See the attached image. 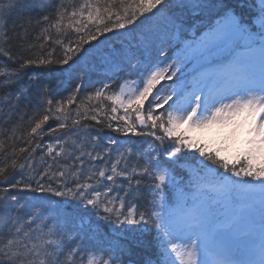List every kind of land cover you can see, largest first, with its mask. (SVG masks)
<instances>
[{"label": "snow or ice", "instance_id": "1", "mask_svg": "<svg viewBox=\"0 0 264 264\" xmlns=\"http://www.w3.org/2000/svg\"><path fill=\"white\" fill-rule=\"evenodd\" d=\"M25 2L44 11L55 0ZM169 2L81 0L73 4L71 0L68 3L60 0L55 6L54 19L43 15L36 21L43 27L35 42L27 45V50L37 45L41 50L51 45L50 49L23 59L20 68L52 63L70 66L79 59L85 45L98 42L106 34L134 27L141 18H148V14L155 16ZM245 3L246 0H241L240 7ZM255 5L256 0H252L249 7ZM18 7H22L20 0L0 4V55L13 63L21 57H14L5 46L9 39L6 26L7 18ZM181 7L203 19L188 29L191 40L184 41L183 47L177 44L178 54L172 57L171 63L149 69L145 75L127 82V86L121 84L119 91L111 94L107 91L110 85L105 83L80 99L84 86L77 84L66 98L54 103L47 89L43 90L44 114L30 127L25 147L13 151L9 162L0 167V184H8L0 195V209L7 213L4 230L0 231V264H133L132 254L142 241L135 235L113 236L112 232H134L135 228L124 226L148 224H153L157 232L155 264H264V0H259L258 10L248 19L227 0H192ZM171 23L179 40L185 30L184 21L177 17ZM69 33L74 35L70 37ZM57 48L63 54L53 60ZM159 55L167 59L163 50ZM193 62L200 66L196 85L204 84V87L183 95L169 88L161 96V82L177 77L182 70L177 65ZM20 78L19 71L0 70V81L5 85L14 84ZM22 94L17 92L14 98L18 101ZM12 99L7 97L10 105ZM160 109L164 111L158 112ZM50 119L58 123L48 129L49 134L62 133L67 139L57 135L56 147L50 144L36 162L34 153L40 145L36 148L31 145L36 137L44 135ZM87 120L126 137L150 136L152 141L142 152H135L132 147L121 151L116 138L108 137L101 145L100 137L93 136L88 142L91 143L89 150L79 134L81 127H89L82 125ZM25 152L28 156L18 165L19 154ZM188 154H198L199 167L210 168L215 174H219L217 169H223L224 181L235 177L230 183L238 191L244 190L240 186L255 181L250 187L260 189L258 221L251 205L247 216L235 215L226 222L214 220L211 205L206 201L198 203L197 193L210 200L207 188L224 192L229 186L202 185L198 168L189 175L187 186L182 187L183 181L176 177L169 164L180 167L181 157ZM8 168L21 178L11 182L13 177L6 175ZM45 179L47 186L43 183ZM145 179L151 192V210L140 211L137 204H129V198L140 190ZM54 183L58 186H53ZM169 183L175 192L171 205L163 195ZM10 189L70 198L94 210L98 220L111 225L112 231L102 236L97 225L93 235L100 244H96L88 234L45 223L47 217L42 219L43 213L28 214L23 221L11 212L13 208L23 209L27 205ZM257 234L258 248L240 247L242 241L254 244ZM210 250L216 252L211 260L207 256ZM257 254L256 260L236 258Z\"/></svg>", "mask_w": 264, "mask_h": 264}, {"label": "trees", "instance_id": "2", "mask_svg": "<svg viewBox=\"0 0 264 264\" xmlns=\"http://www.w3.org/2000/svg\"><path fill=\"white\" fill-rule=\"evenodd\" d=\"M7 2L8 0H0V4H6ZM59 2L60 0H55L52 7L41 11L39 8L29 6L25 0H22V2H20L22 7H18L17 11L7 18L6 28L9 39L5 46L14 57L19 56L21 59L13 63L8 61L6 57L0 55V66L6 65V67H0V70L19 71L21 73V78L11 85H5L0 81V143L3 145V147H0V167H3L9 162L12 158L11 154L13 151L18 152L20 147H25L27 133L30 130V127L35 123V120L41 118L44 114V105L41 103L43 90L47 89V95H49L55 103V101H59L61 98H66L75 88V86H73L69 89L67 85V78L63 70L68 66L61 67L56 63H52L47 66L32 65L23 69L20 68L23 59L31 58L34 54L41 53V51L47 52L50 49L51 45L43 50L37 45V47H34L31 50H27V45L35 42V36L40 32V28L43 27V24H37L36 21L43 15H48L50 19H54L56 10L55 6ZM71 2L73 4H79L81 0H71ZM191 2L192 0H170L169 5H166L155 16L148 14V18H141L134 27L124 30L123 32L132 30L133 33L138 34L141 38L136 51L138 54H130V56L143 57L146 53L155 52L156 45H160L161 43L160 39L166 36V34L175 31V28L171 23L174 18L179 17L184 21V31H188L194 23L199 24L200 20L203 19L202 17L196 16L190 10L181 7V5L190 4ZM227 2L230 6L235 7L238 12H241L246 19L250 18L258 10L259 4V0H256V5L250 8L249 5L252 4V0H246L243 7H240L241 0H227ZM65 3H68V0H65ZM29 21H31V23H29ZM73 35L74 34L69 33L70 37ZM109 36L118 42V39L112 33L101 36L98 38V42H92L91 45H85V50L79 55V59H76L74 63L78 62L84 55L88 58V55L95 48H98L101 44H105L107 37ZM118 43L120 45L121 41ZM118 43L113 45L111 50L120 53ZM62 54V50L57 48L52 59L55 60L61 57ZM110 56L111 52L109 53L108 63L110 62ZM71 65H73V63H71L70 66ZM110 77L111 76L106 73L96 72L90 74L89 78L91 81L87 80L86 83L91 82L94 89H82L79 98L83 99L89 92H93L95 89L102 87L103 84L108 82ZM110 89L107 91H110ZM17 92H23L18 101L14 98V95ZM7 97H13L11 105L8 103ZM107 103L108 102L105 101V104ZM73 108H75V106H73ZM164 109L167 108L164 107ZM164 109H160L158 112H162ZM57 123L58 122L55 119H50L45 126L44 135L36 137L33 141L31 148H36L37 144L40 145L39 148H36L34 153V160L36 162L40 161L41 156L46 153V149L50 144L53 147H56L55 140L57 135H59L62 140L67 139L62 133L49 134L48 129L55 128ZM84 124L89 125V127H81L79 134L83 138V141L88 144L89 150L91 149V143L88 142L93 136L100 137L101 145L107 142L108 137L116 138L119 141L118 147H120L121 151L128 147H132L135 152H142L148 147L149 142L152 141V137L150 136L126 137L121 133L111 131L105 125L96 124L91 120L82 121V125ZM113 124L115 126V122H113ZM17 137H20V139H17ZM70 139L75 140L76 137H71ZM57 150H59L58 147ZM113 155H115V153H113ZM26 156H28V152L19 154L17 164L19 165L20 163H23ZM188 157H191V160L195 162L198 154H195V156L188 154L187 156L182 157V160L185 161ZM44 159L51 162L50 158L47 156H44ZM182 160L180 159L179 163H181ZM169 165L171 168L175 167V165ZM38 170L43 169L38 168ZM174 174L177 175V172L175 171ZM6 175L13 177L11 181L13 183L21 178L20 174L14 173L11 168L7 169ZM24 175H28L27 170ZM228 175H230V173ZM205 176L212 179L213 182L220 183L221 181V177L213 175L210 172H205ZM233 178L235 177H232V179ZM37 179H39V177H37ZM120 182L121 180L118 179L117 183L119 184ZM32 183L33 187H35V181H32ZM43 183L47 186L48 181L45 179L43 180ZM148 183L147 179H145L140 190L129 198V204H137L140 211L151 210L149 203L151 200V192L148 190ZM53 186H58V184L54 183ZM71 186L72 185L69 184V187ZM6 187H8L7 183L0 184V195H3V189ZM63 190L66 191L67 189ZM10 192L18 195L21 198V203L27 205L23 209L13 208L11 212L13 215L22 217L23 221L27 220L28 214L34 213L35 215L40 216L41 213H43L42 219L47 217V219L44 220L45 223L56 224L66 230H74L79 231L82 234H88L96 244H100V241L93 235L97 225L100 226V235L102 236L112 231L111 225H104L98 220L95 216L94 210L85 208L83 205L78 204L70 198L55 197L50 193L40 194L29 191H20L19 189H10ZM163 195L166 197L167 202L168 194L163 192ZM9 203L11 202L9 201ZM37 208H40L41 212H37ZM6 215L7 213L0 209V231L4 230L3 220ZM39 223L40 221L38 220L37 224ZM33 227H35V225ZM124 228H135V231L128 233L112 232V235H135L142 241L140 247L136 248L132 254V261H136L137 264H146V262L151 261L152 264H155L158 250L155 247L154 239L157 232L153 225H125Z\"/></svg>", "mask_w": 264, "mask_h": 264}, {"label": "rangeland", "instance_id": "3", "mask_svg": "<svg viewBox=\"0 0 264 264\" xmlns=\"http://www.w3.org/2000/svg\"><path fill=\"white\" fill-rule=\"evenodd\" d=\"M20 2H22V0H20ZM198 74L199 73H197V76H198ZM197 135H199V133H196ZM215 255H216V253H213V254H211V255H207L208 256V258L211 260V259H214L215 258Z\"/></svg>", "mask_w": 264, "mask_h": 264}, {"label": "bare ground", "instance_id": "4", "mask_svg": "<svg viewBox=\"0 0 264 264\" xmlns=\"http://www.w3.org/2000/svg\"><path fill=\"white\" fill-rule=\"evenodd\" d=\"M27 6V5H26Z\"/></svg>", "mask_w": 264, "mask_h": 264}]
</instances>
